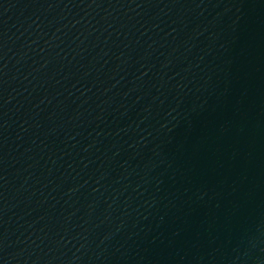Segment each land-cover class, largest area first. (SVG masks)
<instances>
[{
    "label": "water",
    "instance_id": "obj_1",
    "mask_svg": "<svg viewBox=\"0 0 264 264\" xmlns=\"http://www.w3.org/2000/svg\"><path fill=\"white\" fill-rule=\"evenodd\" d=\"M0 264H264V0H0Z\"/></svg>",
    "mask_w": 264,
    "mask_h": 264
}]
</instances>
